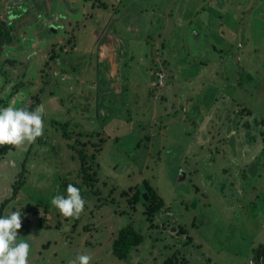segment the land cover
<instances>
[{
    "label": "rangeland",
    "instance_id": "1",
    "mask_svg": "<svg viewBox=\"0 0 264 264\" xmlns=\"http://www.w3.org/2000/svg\"><path fill=\"white\" fill-rule=\"evenodd\" d=\"M14 1L0 0V23ZM35 1L16 25L24 52L0 48V76L10 77L1 105L44 108L42 135L0 159V215L21 210L28 264L81 254L89 264H255L264 246V0H46L41 10ZM109 36L114 59L97 51ZM68 184L85 201L71 217L51 205ZM153 197L164 207L151 216ZM127 225L143 240L118 259L112 243Z\"/></svg>",
    "mask_w": 264,
    "mask_h": 264
},
{
    "label": "clouds",
    "instance_id": "2",
    "mask_svg": "<svg viewBox=\"0 0 264 264\" xmlns=\"http://www.w3.org/2000/svg\"><path fill=\"white\" fill-rule=\"evenodd\" d=\"M43 105L33 111L14 106L0 107V145L18 146L24 142L32 143L42 135ZM51 205L59 212L71 217L78 215L84 208L85 201L80 189L73 184L66 186V195H55ZM21 228V210L0 215V264H28L30 244L19 239L17 230ZM91 257L77 255L70 264H89Z\"/></svg>",
    "mask_w": 264,
    "mask_h": 264
},
{
    "label": "trees",
    "instance_id": "3",
    "mask_svg": "<svg viewBox=\"0 0 264 264\" xmlns=\"http://www.w3.org/2000/svg\"><path fill=\"white\" fill-rule=\"evenodd\" d=\"M12 28H13L12 26L6 27V25L3 26V29L0 28V47H2L3 45L12 46L14 44H17L18 40L13 35H11ZM25 109H27L28 111H33L36 109V104H33ZM12 148H13V145H7V144L1 147L0 148V159ZM24 172H25L24 169H22L21 173L18 175V180L15 181L13 184V190L15 194H17L20 187L23 185ZM148 188H151V187L148 186ZM138 195L139 193L135 195L136 198L138 197ZM150 197L152 198V196ZM154 198L155 197H153V199ZM155 199L151 202L150 204L151 206L149 207L151 211V214H150L151 216H153L155 212H158L162 207H164V204L161 201H159V199L157 202H155ZM142 240H143L142 235L139 234L131 225H127L118 231L117 236L113 240L112 254L118 259H125L128 257V255L133 249H135L142 243ZM254 263L264 264V246H260L256 250L255 255H254Z\"/></svg>",
    "mask_w": 264,
    "mask_h": 264
},
{
    "label": "flooded vegetation",
    "instance_id": "4",
    "mask_svg": "<svg viewBox=\"0 0 264 264\" xmlns=\"http://www.w3.org/2000/svg\"><path fill=\"white\" fill-rule=\"evenodd\" d=\"M19 1H22L21 2V4H19V2H17V0H15L14 2H12L11 4H10V6H9V14L10 13H12V14H10L9 16H10V18H8L9 19V23L8 24H5V25H9V27L10 26H12L13 28H12V33L14 34L13 36L17 39L20 35H18V33L16 32V30H17V27L18 26H16L19 22H21V21H23V18H26L27 16H30V15H32L33 13H34V11H32V9H33V7H31V3H30V0H29V3H30V5H29V7H26L25 8V13H24V15H17L16 13H15V10H16V7H20V6H22V3H24V4H26L25 2L27 1V0H19ZM45 1L46 0H37V1H35L34 3H33V6H35L34 8L35 9H42L43 7H44V5H45ZM38 7H40V8H38ZM45 11H46V9H45ZM14 12V13H13ZM15 18L16 20L14 21H12L11 20V18ZM44 17L46 18V16L44 15ZM47 19V18H46ZM4 24H2V23H0V28L1 29H3V26H5ZM7 27V26H6ZM19 31V30H18ZM16 32V33H15ZM18 40V39H17ZM15 45H17V44H14V45H12V46H8V48L9 47H11L13 50H17L18 48H17V46H15ZM1 48V47H0ZM24 51H23V49H22V47H19V50H17L16 51V53L17 54H21V53H23ZM0 53H1V51H0ZM27 58V57H26ZM12 63V66H15V64L17 65V64H20V63H22V61H21V59L19 58V57H17V59H16V61H12L11 62ZM22 76H24V73H22ZM9 82V83H4V82ZM0 87H2V86H6V85H9L10 84V77H8V75L5 73L3 76H0ZM12 94H11V97L12 98H14V97H17V95H18V93H21V89H23V88H25L26 87V85H24V83L23 82H21V83H19V84H13L12 86ZM11 104H13V105H15V103L14 102H11ZM3 105V106H2ZM2 105H1V103H0V107H7L8 105H6L5 106V104H3L2 103Z\"/></svg>",
    "mask_w": 264,
    "mask_h": 264
},
{
    "label": "crops",
    "instance_id": "5",
    "mask_svg": "<svg viewBox=\"0 0 264 264\" xmlns=\"http://www.w3.org/2000/svg\"><path fill=\"white\" fill-rule=\"evenodd\" d=\"M212 19H213V21H215L216 19L215 18H210V23H212L213 21H212ZM185 22H183V23H180V24H182V25H180V26H183V24H184ZM213 24V23H212ZM102 38H104V36L102 37ZM101 38V39H102ZM106 39V41L104 40V42L102 43V45L100 46H98V45H96V47H97V51H98V53H99V56H106V58H107V56H109L110 55V58L111 59H114L116 56L114 55V53H116V51H114V49H115V47H114V45H115V38H110V36L108 37V38H105ZM103 41V40H102ZM101 41V42H102ZM165 49V48H164ZM166 50V49H165ZM162 72H163V70H162Z\"/></svg>",
    "mask_w": 264,
    "mask_h": 264
},
{
    "label": "built area",
    "instance_id": "6",
    "mask_svg": "<svg viewBox=\"0 0 264 264\" xmlns=\"http://www.w3.org/2000/svg\"><path fill=\"white\" fill-rule=\"evenodd\" d=\"M155 79H156V81H158L159 86H163L164 85L165 75H164V73L162 71H158L155 74Z\"/></svg>",
    "mask_w": 264,
    "mask_h": 264
}]
</instances>
